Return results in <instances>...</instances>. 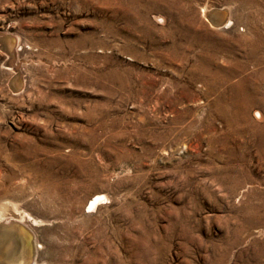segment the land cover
I'll list each match as a JSON object with an SVG mask.
<instances>
[{"label":"rangeland","instance_id":"obj_1","mask_svg":"<svg viewBox=\"0 0 264 264\" xmlns=\"http://www.w3.org/2000/svg\"><path fill=\"white\" fill-rule=\"evenodd\" d=\"M3 38L34 264H264V0H0Z\"/></svg>","mask_w":264,"mask_h":264},{"label":"bare ground","instance_id":"obj_2","mask_svg":"<svg viewBox=\"0 0 264 264\" xmlns=\"http://www.w3.org/2000/svg\"><path fill=\"white\" fill-rule=\"evenodd\" d=\"M202 13L205 17V20L209 24H212L213 26H220L222 24L224 27H228V25H230L229 23L227 24V22L224 21L225 19L222 11H218V12L210 11L207 14L206 12L203 11ZM0 43L3 51L6 53L7 56H9L8 57L9 61L5 63L6 66L5 69L10 70L11 68L10 66L12 62H10L9 58H12L11 49H13L12 48L13 42L11 39L3 38V40L0 39ZM13 80L14 81L12 82L13 83L12 86L15 88V86L19 83V80L17 79V77L13 78ZM104 199L105 197L101 195L94 196L89 201L90 202L89 208L94 209L95 206L99 205L100 201ZM21 215L18 213V211L13 212L11 210L5 209L3 206H0V222H2L0 224V264H29V262L25 263L26 252H25V248H23L25 244L24 241L25 238L22 236L21 231L17 229L13 224V223H17L18 222L17 220L21 219L22 217ZM26 243L27 246L29 247L31 246V248L34 247L32 241L29 242L26 240ZM32 253H33V249H32ZM31 260H32V264H34L33 257Z\"/></svg>","mask_w":264,"mask_h":264},{"label":"water","instance_id":"obj_3","mask_svg":"<svg viewBox=\"0 0 264 264\" xmlns=\"http://www.w3.org/2000/svg\"><path fill=\"white\" fill-rule=\"evenodd\" d=\"M14 224V226L17 228V229H19L20 231H21V234H22V236L27 240V241H29V242H31L32 241V239H31V234L28 232V231H26L22 226H20L19 224H16V223H13ZM24 239V241H25V244H24V247L23 248H25V252H26V254H25V263H27V262H29V264H32V257H33V253H32V248H31V246L29 247V246H27V243H26V240Z\"/></svg>","mask_w":264,"mask_h":264}]
</instances>
